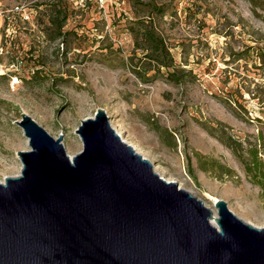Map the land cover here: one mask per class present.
<instances>
[{
  "label": "rangeland",
  "instance_id": "rangeland-1",
  "mask_svg": "<svg viewBox=\"0 0 264 264\" xmlns=\"http://www.w3.org/2000/svg\"><path fill=\"white\" fill-rule=\"evenodd\" d=\"M36 1L0 0V183L21 174L18 153L31 149L16 124L23 113L55 139L63 135L73 159L83 150L81 122L104 109L164 180L214 217L215 202L224 200L241 220L264 228V192L243 163L254 148L264 161V68L253 67L256 53L264 56V0H126L122 15L93 0L84 8L65 1L70 17L59 39L50 2ZM23 6L33 11L30 20ZM154 6L166 9L155 21L181 85L166 74L144 83L131 69L145 63L140 50L129 59L133 25L148 21ZM245 53L248 60L236 61Z\"/></svg>",
  "mask_w": 264,
  "mask_h": 264
},
{
  "label": "water",
  "instance_id": "water-1",
  "mask_svg": "<svg viewBox=\"0 0 264 264\" xmlns=\"http://www.w3.org/2000/svg\"><path fill=\"white\" fill-rule=\"evenodd\" d=\"M29 151L0 183V264H264V228L224 200L213 211L123 141L99 109L76 133L73 159L32 117Z\"/></svg>",
  "mask_w": 264,
  "mask_h": 264
},
{
  "label": "trees",
  "instance_id": "trees-1",
  "mask_svg": "<svg viewBox=\"0 0 264 264\" xmlns=\"http://www.w3.org/2000/svg\"><path fill=\"white\" fill-rule=\"evenodd\" d=\"M65 1L69 2L73 7H75L69 0H48V2H50L48 3V7L50 10L51 23L56 25L58 28L53 39H59L65 36V33L62 31V29L70 17V7ZM124 1L126 3V0ZM134 3L136 2L134 1ZM138 4L143 5L141 2H138ZM107 8L116 9L118 11L121 10V15L124 13L121 6L109 4ZM150 11L152 12V16L148 21L145 19H140L133 25L136 50L134 51L135 54L130 56L129 59L133 62L136 59L137 50H140L143 55V59H137H141L139 61H145V63H143L142 66H140V63L138 62L132 64L131 69L144 83L158 80L159 77L166 74L167 78L174 84L181 85V73L177 68H175V60L171 54L170 46L168 45V42L162 33L158 30L155 21V16L163 17L166 14V9L163 8V6H154ZM255 51L257 52L258 49L253 48L252 53ZM256 54H258L257 60H260V62L259 64L253 65V67L257 70H262L264 68V60L261 61V59L262 57L264 58V56L261 51ZM246 55L247 54L245 53L237 56L236 61L243 59L248 60V56ZM151 71L155 72V74L148 77ZM158 131L160 134L166 133V130L160 128ZM249 154L251 159L250 162H247V160L243 162L245 164L246 172L249 177L252 178V182L258 185L264 192V161L260 158L257 148L250 150Z\"/></svg>",
  "mask_w": 264,
  "mask_h": 264
},
{
  "label": "built area",
  "instance_id": "built-area-1",
  "mask_svg": "<svg viewBox=\"0 0 264 264\" xmlns=\"http://www.w3.org/2000/svg\"><path fill=\"white\" fill-rule=\"evenodd\" d=\"M39 1V0H37ZM36 1V2H37ZM70 2H72V4L76 7V8H84L85 7V2H87L88 4L91 2L92 3V0H69ZM95 2V4L100 8V9H104V11L106 10L107 6L109 4L111 5H116V6H122L125 4V1L124 0H93ZM26 8L28 7H25L23 6L22 7V13H23V17L26 19V20H30V16H31V13L33 12L31 9L29 10H26ZM122 11L124 12V14H126V11L125 9H122Z\"/></svg>",
  "mask_w": 264,
  "mask_h": 264
},
{
  "label": "bare ground",
  "instance_id": "bare-ground-1",
  "mask_svg": "<svg viewBox=\"0 0 264 264\" xmlns=\"http://www.w3.org/2000/svg\"><path fill=\"white\" fill-rule=\"evenodd\" d=\"M118 133H119V135H120V137L121 138H123V135L118 131ZM124 139V138H123ZM124 142H127L126 140H124ZM133 147H134V149L136 150V152H137V148L133 145ZM216 219L218 220V218L215 216V217H213V219H212V224L214 225V226H217V221H216Z\"/></svg>",
  "mask_w": 264,
  "mask_h": 264
}]
</instances>
